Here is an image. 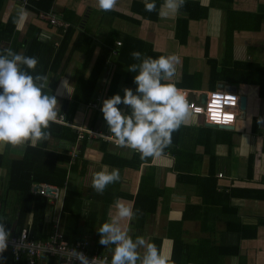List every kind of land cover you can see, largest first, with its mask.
<instances>
[{"label": "crops", "instance_id": "crops-1", "mask_svg": "<svg viewBox=\"0 0 264 264\" xmlns=\"http://www.w3.org/2000/svg\"><path fill=\"white\" fill-rule=\"evenodd\" d=\"M0 2L2 26L14 21L13 31H17L10 34L12 42L3 41L2 50L11 48L27 55L34 37L53 42L57 48L70 28L62 58L38 53L43 63L35 71H45L49 90L57 96L62 122L56 123L72 128L76 136L71 142L50 128V139L35 147L45 146L42 148L69 156L68 160L58 159L55 166L67 170L68 182L83 195L75 240L86 235L93 247L112 255L114 246L99 248L96 240L101 219L105 215L107 220L113 205L109 203L106 208L101 199L107 191L132 204L136 195L144 201L154 199L155 209L147 215L143 227L133 226L132 221L122 224H130L133 238L142 236L150 242L154 237L161 238L158 248L171 255L177 241L179 264H210L211 260V264H264V96L256 82L258 76H264V0H186L179 12H170L166 18L159 15L163 0H155L154 12L145 11L144 0H117L114 10L107 12L98 9L97 0H50L48 13L65 24L62 29L48 18H40L41 9L31 0ZM21 14L24 19H20ZM134 50L153 58L177 55L180 65L175 83L191 98L235 85L240 97H245L235 123L210 127L201 116L191 113L173 132L171 145L159 156L147 159L118 146L109 136L101 106L113 94L123 97L125 87L135 92V73L127 71L129 65L137 63L131 56ZM101 57L105 61L92 86L89 76ZM198 73L200 77L206 75H202V83L208 89L198 86ZM94 101L99 102L100 109L89 107ZM118 107L127 110L123 104ZM67 122L96 133L84 132L79 139L76 128ZM26 147L9 146L0 154H5V162L19 160ZM73 147L77 150L75 157L70 154ZM102 168L119 169L121 179L98 194L92 188V178ZM9 169L7 163L0 165V217L3 211L9 212L2 218L9 220L6 226L11 233L18 232L20 226L31 231L33 214L29 212L20 225L18 210L14 209L19 197L16 192L5 191ZM52 185L63 190L65 196L64 186ZM64 196L55 202L45 196L49 205L44 220L47 228L42 234L48 235L57 220L64 231ZM2 205L5 208L1 210ZM93 210L94 225L84 228L86 216ZM211 244L218 245V250L206 259L204 253ZM3 255L7 259L0 264L19 261L8 249ZM42 264L55 262L46 257Z\"/></svg>", "mask_w": 264, "mask_h": 264}, {"label": "clouds", "instance_id": "clouds-1", "mask_svg": "<svg viewBox=\"0 0 264 264\" xmlns=\"http://www.w3.org/2000/svg\"><path fill=\"white\" fill-rule=\"evenodd\" d=\"M186 0H163L159 9L161 18L170 12H179ZM100 11L114 10L117 0H97ZM145 11H157L155 0H144ZM20 19H24L21 14ZM131 56L137 63L127 71L135 73V92L123 89L124 95L113 94L102 102L101 112L111 137L118 146L138 152L141 159L159 156L172 143V134L178 131L191 114L190 102L177 87L180 58L175 54L153 58L134 50ZM38 58L17 53L11 48L0 51V153L11 147H35L51 137V124L61 114L57 96L49 94V77L35 73ZM31 70V72L29 71ZM127 106L122 110L119 105ZM121 179L119 169L107 168L94 173L92 188L103 194L108 185ZM137 212L131 202L115 198L107 220L97 229L99 243L111 248V264H175L171 253L158 248L142 236L130 235V222ZM11 230L0 217V261L9 247ZM71 260L79 264H96L81 251L72 249Z\"/></svg>", "mask_w": 264, "mask_h": 264}, {"label": "trees", "instance_id": "trees-1", "mask_svg": "<svg viewBox=\"0 0 264 264\" xmlns=\"http://www.w3.org/2000/svg\"><path fill=\"white\" fill-rule=\"evenodd\" d=\"M46 0H31V4L36 5L35 8L41 9L38 11V14L40 12L48 13L50 8V0L49 3L45 4ZM45 4V5H44ZM1 6V2H0ZM49 20V19H48ZM11 25L9 26H2V23L0 22V45L3 43V41L10 40L11 42L13 39L11 38L10 34H15L17 31H13L15 22L11 21ZM57 26V25H56ZM62 29V26H58ZM70 28L66 29L63 38L61 39V42L59 43V46L57 48L54 47L53 42H46L41 41L37 37H34L31 43L30 48L28 49L26 56H33L37 58L38 53H43L45 56L47 54H54V56H57L58 58H62V55L66 49L69 36L70 34ZM2 51V49H0ZM109 54V51L106 52V56ZM39 63L37 66L39 67L40 63H43L42 60H38ZM105 61V57L98 58L97 61L94 64V69L89 76V80L92 83V86L96 84L101 67L103 66ZM47 67L49 66L46 64ZM45 67L44 69H46ZM30 71V70H29ZM42 74H45V71H40ZM38 73L35 71V73H31L35 75ZM239 79L241 78V81L244 82V78L242 76H238ZM236 79V78H235ZM257 84L260 86L261 94L264 96V76L260 79V76H258V79L256 80ZM46 91L49 92V94H53L52 91L49 89H46ZM128 110V109H127ZM51 131L57 132V136L63 137L65 139L70 140L71 142L74 141L76 133L75 131L70 128L66 127L57 123L51 124ZM45 146H39V147H31L27 146L25 150V154L22 159H10V161L5 162V154H0V165H3L4 163H7V166H10L9 169V177H8V184L6 187V193L16 192L19 197V203L17 204L16 208L18 210V215L20 217L19 224L22 225L25 221L26 215L31 212L33 214L32 218V224H31V234L35 238H45L48 235L42 234L43 231H46L47 224L44 221L47 208H48V201L47 198L43 195H40L38 193H35L33 191V186L36 183H48V184H56L61 187H65V196L63 201V209H65V212H63V219H64V237L72 242L76 239L77 230L80 229L79 226V219L82 212L81 205H82V199L83 195L75 190L73 186L71 185V182L69 181V178L67 176V170L62 167H56V161L62 158L65 160L69 159V156H65L59 152L56 151H50L46 150L45 148H42ZM7 161V160H6ZM43 166V167H40ZM49 166V167H44ZM53 166V167H52ZM67 178V184L63 185L65 183V180ZM110 192H105L104 198L102 197L106 204L105 207L109 205V203H112L117 196ZM113 197V198H112ZM148 199L150 198L147 196ZM91 198L94 200L98 199V196L96 194H91ZM143 198H140L138 195H136L133 205L134 210L137 212L136 218L132 220V224L135 227H143L145 225V220L147 215L152 212L155 209L154 199L151 198L149 200L146 199V201L142 200ZM93 200V202H95ZM8 206V205H6ZM94 207V205H93ZM5 206L2 205L1 210L4 209ZM92 209V208H91ZM92 211V210H91ZM96 211V210H95ZM90 212L89 217L86 216L85 223L83 225L84 228H91L94 225V219H95V212ZM9 212L3 211L1 214V217L5 215H8ZM93 215V217H92ZM4 218V217H3ZM5 220V219H4ZM6 224L9 225V220H5ZM105 221V215L102 217L100 225ZM7 227V226H6ZM21 229V226L18 228V231ZM50 231L49 229L47 230ZM16 233V232H15ZM50 233V232H49ZM48 233V234H49ZM98 233V232H97ZM250 235V234H249ZM96 240L99 244V248H101V244L99 243V234L96 235ZM152 242L159 246L161 242V238L154 237L152 239ZM182 243L179 241V244ZM175 249L173 251L172 260L175 262V264H179V259L177 257L178 253V242H174ZM216 244H211L210 248L207 251V254L204 253V256L206 259L209 257V255L212 254L214 250L217 249ZM98 247V246H97ZM212 260L210 261L211 264ZM25 264L24 257H22L19 261H15L14 264Z\"/></svg>", "mask_w": 264, "mask_h": 264}, {"label": "built area", "instance_id": "built-area-1", "mask_svg": "<svg viewBox=\"0 0 264 264\" xmlns=\"http://www.w3.org/2000/svg\"><path fill=\"white\" fill-rule=\"evenodd\" d=\"M38 15L43 19L48 18L53 25L62 26L63 28L65 26L63 22L51 13L40 12ZM200 95L198 99L187 96L192 114L201 116L205 124L211 123L225 127L235 123L241 111L240 94L237 90H227L224 87H220ZM203 95H205L204 101L201 100ZM89 107L100 109V104L94 101ZM57 122H62L61 116L58 117ZM66 124L76 128L79 139L84 137V132L96 133L95 130L89 127L76 126L69 122ZM70 154L75 157L77 155L76 148L73 147ZM221 175V173H218V176ZM33 191L46 196L50 202H55L64 196L62 194L63 190L48 183L35 184ZM73 248L86 254L96 264H111V255L93 247L88 236L83 235L74 242L68 241L64 237L63 231L59 228L58 220L46 238L33 237L27 227L21 228L16 233H11L8 250L15 260H20L24 257L25 264H42L43 259L46 257L54 260L55 264H79L78 261L71 260Z\"/></svg>", "mask_w": 264, "mask_h": 264}, {"label": "water", "instance_id": "water-1", "mask_svg": "<svg viewBox=\"0 0 264 264\" xmlns=\"http://www.w3.org/2000/svg\"><path fill=\"white\" fill-rule=\"evenodd\" d=\"M225 89L227 90H237V87L235 85H226L224 86ZM202 101L205 100V95L202 96ZM240 105H241V108H243L245 106V97L244 96H241L240 97ZM206 126H210V127H224V126H217L215 124H211V123H206ZM227 127V126H225Z\"/></svg>", "mask_w": 264, "mask_h": 264}, {"label": "rangeland", "instance_id": "rangeland-1", "mask_svg": "<svg viewBox=\"0 0 264 264\" xmlns=\"http://www.w3.org/2000/svg\"><path fill=\"white\" fill-rule=\"evenodd\" d=\"M200 73H198V75H197V81L200 83V81H201V85L199 84L198 86H200V87H202V88H209V86H207V85H205L204 83H202L204 80H205V78H203V81H202V77L203 76H205L206 77V75H201V77H200V75H199Z\"/></svg>", "mask_w": 264, "mask_h": 264}]
</instances>
